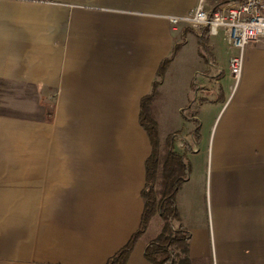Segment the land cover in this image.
Returning <instances> with one entry per match:
<instances>
[{
    "label": "crops",
    "instance_id": "crops-1",
    "mask_svg": "<svg viewBox=\"0 0 264 264\" xmlns=\"http://www.w3.org/2000/svg\"><path fill=\"white\" fill-rule=\"evenodd\" d=\"M152 2L0 0V264H106L139 230L152 153L142 102L157 82V104L187 60L178 51L158 78L187 38ZM255 42L256 63L238 80L227 67L238 98L223 134L236 143L217 149L210 178L194 160L198 117L184 112L199 91L208 102L224 66L186 63L184 94L171 96L188 167L175 195L188 264H264V39ZM148 228L126 264H152Z\"/></svg>",
    "mask_w": 264,
    "mask_h": 264
},
{
    "label": "rangeland",
    "instance_id": "rangeland-1",
    "mask_svg": "<svg viewBox=\"0 0 264 264\" xmlns=\"http://www.w3.org/2000/svg\"><path fill=\"white\" fill-rule=\"evenodd\" d=\"M154 1L155 2L152 3L155 4V8H151L149 9V11L153 13L158 12L176 16L193 15L195 5L197 2H199V0ZM158 1L159 3H156ZM203 4L206 8L209 6L214 7V5H216V0H204ZM199 30L201 29L193 28L191 26H187L185 28L184 32L186 34L187 40H185V38L183 37L182 40H180L176 44V53L178 51L184 52L183 55L187 57V60H185V62H181V60L176 61L173 68L175 77L172 79L167 77L164 85V90L161 93V99H159V102L157 104L154 103V98L150 101L149 118L155 124L156 140H158L159 142V150L163 153L162 156L160 155V171L163 170V166L169 159L168 153L170 152V150H173L176 154L180 155L179 152L175 149L177 148V145L179 143L178 140L181 141L183 132L174 133V128L178 127V112L171 96H175L176 94L179 96L180 92L181 94H184L183 89L178 91L175 90V88L178 87L177 82L181 80L179 79V77H185V73L181 72V68L186 63L191 64L192 66H194V64H197L198 67L203 66V64H214L216 63L215 61L217 58L218 63L224 66V78L222 81H220L221 84L213 82L212 93L209 95L210 98L208 102H206L205 96L199 91L198 96L201 97V99L197 100L194 97L193 102L189 105V107H186L184 112V118L186 117L189 119L193 114L197 115L198 117L197 121L192 122V124L195 126L193 135H195V139L200 150L199 155L194 160L198 162V167L202 171L205 170L208 173V178H210L212 162L216 154H218L217 149L222 145L227 144L231 146L236 143V140H234L233 138L224 136L223 129L228 116L236 107L238 98V93H236L238 86H236L235 90L232 92V87L234 86L235 79L228 77L229 70H227V67L229 65L230 58L233 55L238 54L239 50L234 46L228 45L225 34L222 30H219L217 35L207 34L204 40L198 38L199 36L197 35V32H199ZM258 46L259 44L256 42H250L245 46L244 65H247V63H256H251V61H249V56L251 55L254 48ZM195 49H198V58H195L193 55ZM176 53L173 55V57L176 55ZM168 68L166 70H168ZM164 76L161 78V80H163ZM193 91L196 93L198 92L195 83L193 85ZM154 92H157V89H155ZM225 101L226 103H228L225 107H223V103H225ZM182 124L183 123L181 121L180 125ZM194 146L196 147L195 144ZM164 174L165 169L162 171V173H160L157 185L155 187L158 197L157 199L162 197V191L166 186ZM150 223L151 224L149 225L144 239L151 241L156 239L161 233L163 221L157 214L151 218ZM172 224L174 228H177L176 221H174Z\"/></svg>",
    "mask_w": 264,
    "mask_h": 264
},
{
    "label": "trees",
    "instance_id": "trees-1",
    "mask_svg": "<svg viewBox=\"0 0 264 264\" xmlns=\"http://www.w3.org/2000/svg\"><path fill=\"white\" fill-rule=\"evenodd\" d=\"M225 1L226 0H222V3ZM207 34H210L208 28L203 30L201 39L204 40ZM176 50L177 46L173 50L172 55L161 62L157 72L159 79L164 76ZM156 88L157 82H154L151 94L142 102L140 115L141 124L149 133L152 144V153L146 162V183L142 191L144 210L141 224L139 230L135 232L131 240L106 264H126L136 242L148 228L151 218L157 214L163 221L162 231L147 247L146 257L152 264H188L184 256L188 252L189 233L182 226L174 228L172 224L179 219V213L175 204V195L187 176L188 167L184 163L183 157L176 154L173 150H170L168 153L169 159L163 166V170L165 169L164 179L166 181V186L162 191V197L159 199H157L158 197L155 189L160 173L163 171H159L160 150L159 142L156 140L155 135V124L149 118V104L154 98V90Z\"/></svg>",
    "mask_w": 264,
    "mask_h": 264
},
{
    "label": "built area",
    "instance_id": "built-area-1",
    "mask_svg": "<svg viewBox=\"0 0 264 264\" xmlns=\"http://www.w3.org/2000/svg\"><path fill=\"white\" fill-rule=\"evenodd\" d=\"M199 0L193 15H166L174 29L191 26L208 28L211 35L224 30L228 45L234 46L239 53L229 60L231 74L238 80L244 65V49L250 42L264 39V0H226L209 12Z\"/></svg>",
    "mask_w": 264,
    "mask_h": 264
}]
</instances>
